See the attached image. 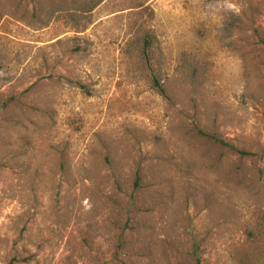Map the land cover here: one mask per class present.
<instances>
[{
	"label": "rangeland",
	"instance_id": "obj_1",
	"mask_svg": "<svg viewBox=\"0 0 264 264\" xmlns=\"http://www.w3.org/2000/svg\"><path fill=\"white\" fill-rule=\"evenodd\" d=\"M194 255L264 264V0H0V264Z\"/></svg>",
	"mask_w": 264,
	"mask_h": 264
},
{
	"label": "trees",
	"instance_id": "obj_2",
	"mask_svg": "<svg viewBox=\"0 0 264 264\" xmlns=\"http://www.w3.org/2000/svg\"><path fill=\"white\" fill-rule=\"evenodd\" d=\"M141 55L144 59V61H147V55L145 49L142 50ZM152 86L153 88L161 95H164L163 90L161 87L158 85V83L155 81V79H152ZM214 144H217L218 146L224 147L227 146L225 143L220 141L219 139H216L215 137H208ZM238 155L240 156H245L246 154L243 152H238ZM193 264H200L199 259L197 258L196 255L193 256Z\"/></svg>",
	"mask_w": 264,
	"mask_h": 264
},
{
	"label": "clouds",
	"instance_id": "obj_3",
	"mask_svg": "<svg viewBox=\"0 0 264 264\" xmlns=\"http://www.w3.org/2000/svg\"><path fill=\"white\" fill-rule=\"evenodd\" d=\"M228 7H229V8H233V7H234V5H231V4H229V5H228Z\"/></svg>",
	"mask_w": 264,
	"mask_h": 264
}]
</instances>
